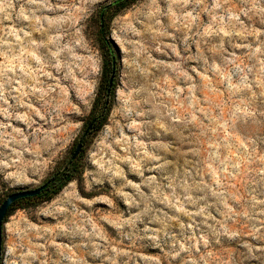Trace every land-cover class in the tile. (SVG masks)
<instances>
[{
	"label": "rangeland",
	"instance_id": "rangeland-1",
	"mask_svg": "<svg viewBox=\"0 0 264 264\" xmlns=\"http://www.w3.org/2000/svg\"><path fill=\"white\" fill-rule=\"evenodd\" d=\"M116 1L0 0V206L69 163L113 80L75 179L4 219L1 264H264V0L101 23Z\"/></svg>",
	"mask_w": 264,
	"mask_h": 264
},
{
	"label": "trees",
	"instance_id": "trees-1",
	"mask_svg": "<svg viewBox=\"0 0 264 264\" xmlns=\"http://www.w3.org/2000/svg\"><path fill=\"white\" fill-rule=\"evenodd\" d=\"M131 0H117L115 3L106 6L100 13V18H101V23L104 20V15L105 12H107L109 9H111L112 7H115L116 9H123L125 8V6L130 2ZM108 68V66H107ZM108 70H104L103 74L104 76L108 75ZM109 73L111 75V69L109 70ZM104 92H103V99L99 100L96 99L95 100V104L96 105H100V112L99 115H97L96 117H94L93 119H91V121L89 122V124L87 125L85 132L83 134V137L81 138V140L79 141L82 146H83V139L85 137H87L91 132H93L94 130L98 129L101 124L105 121L106 119V115H107V111H108V101H107V97L110 96V94L112 93L111 91L113 90V80L112 77L108 78V80L106 81V86L103 88ZM78 142V143H79ZM78 145V144H77ZM77 147V146H76ZM76 149V148H75ZM82 151V147L81 150L79 151V153L77 154V156H74V153L72 155L71 160L69 161V163L61 170L56 171L51 177L50 179L44 184L45 187L44 189L41 191V193L39 194V196L36 197H32V198H25V199H21L18 200L17 202H15L14 204H12L10 206V208L8 209L6 216L4 219H6L11 210L12 207L17 205L18 203L25 201V200H33L35 198H39L44 194H50V195H56L58 194L69 182H71L72 180L75 179L77 173H78V159L80 157ZM75 152V150H74Z\"/></svg>",
	"mask_w": 264,
	"mask_h": 264
},
{
	"label": "water",
	"instance_id": "water-1",
	"mask_svg": "<svg viewBox=\"0 0 264 264\" xmlns=\"http://www.w3.org/2000/svg\"><path fill=\"white\" fill-rule=\"evenodd\" d=\"M82 144L79 142L75 152L74 156H77L79 151L81 150ZM45 185H42L34 190H27V191H20L15 192L11 195H9L5 201L0 206V264L2 263V229H3V221L6 216V213L10 206L17 202L18 200L25 199V198H32L39 196L41 191L44 189Z\"/></svg>",
	"mask_w": 264,
	"mask_h": 264
}]
</instances>
